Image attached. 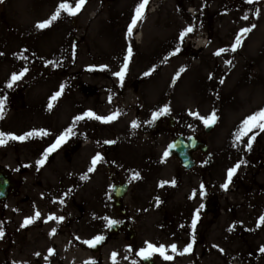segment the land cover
I'll return each instance as SVG.
<instances>
[{"label": "rangeland", "instance_id": "1", "mask_svg": "<svg viewBox=\"0 0 264 264\" xmlns=\"http://www.w3.org/2000/svg\"><path fill=\"white\" fill-rule=\"evenodd\" d=\"M61 2H0V98L7 97L0 131L49 132L0 146V165L15 172L17 165L27 167L33 158L37 161L64 132L62 125L72 127L74 142L85 130L90 134L94 125L101 143L115 141L109 150L100 146V206L111 203L114 182L129 184L123 203L134 202L138 196L136 203L145 204L163 179L171 195L163 201V215L179 230L178 264H264V223L258 226L264 215V131L253 129L239 142L234 135L247 116L264 108V0L251 4L246 0H149L131 37L127 30L140 0H86L76 15L62 12L49 27L37 29L35 25L49 19ZM67 2L75 7V0ZM189 7L196 16L188 13ZM253 24L256 27L242 38V45L231 51L241 28ZM189 26L193 31L181 42L179 33ZM129 46L133 54L121 86L113 73L120 70ZM178 46L181 51L170 55ZM221 48L227 51L215 55ZM25 68V75L8 88L11 75ZM181 68L185 70L173 82ZM58 91L60 96L51 100ZM164 105L170 112L161 117L162 138H146L131 127L133 121L146 126L152 113ZM89 110L99 116L119 115L111 121L113 127L87 116L73 125L75 112L81 116ZM213 111L218 119L209 134L201 120L189 115L208 116ZM177 133L196 135L209 147L206 154H195L196 165L190 171L164 155ZM253 136L249 150L247 142ZM238 163L225 190L221 185L227 170ZM136 172L139 179L132 178ZM172 181L177 184L174 190ZM36 196L30 190L24 204L42 203ZM205 196L216 199L213 212L203 213L200 208ZM193 235L192 250L180 254Z\"/></svg>", "mask_w": 264, "mask_h": 264}, {"label": "flooded vegetation", "instance_id": "2", "mask_svg": "<svg viewBox=\"0 0 264 264\" xmlns=\"http://www.w3.org/2000/svg\"><path fill=\"white\" fill-rule=\"evenodd\" d=\"M161 117L148 124L154 129L138 127V132L145 133L146 138H162ZM97 130L92 125L91 133L85 130L76 142L66 139L58 148L60 157L56 151L52 152L39 169L36 158L28 167L18 163L12 174L15 183L12 193L0 200V227L4 232L0 237V264H113V252L117 253V264H132L133 261L136 264H178L179 230L169 216L163 215V201H169L171 197L170 188L167 189L166 183L162 184L163 179L157 181L158 189L149 193V203H136L139 198L134 196L135 203L116 204L114 200V203L100 206L99 161L93 171H89L92 158L100 154ZM109 145L102 144L106 150L114 146ZM26 170L29 172L25 173ZM85 176L87 179H81ZM171 187L174 190L177 184ZM30 190L31 194L36 192L42 203L24 204L23 197ZM37 211L40 217L21 227L25 218L34 216ZM50 214L64 219L48 220ZM105 217L118 223L109 227ZM97 235L105 239L95 248L83 243ZM146 241L157 247L165 245L166 254L173 259L165 261L158 253L147 260L137 256L136 251L145 247ZM172 243L177 245V252L168 248ZM49 249L54 250L50 256ZM36 253L40 255L36 256ZM45 256H49L48 260Z\"/></svg>", "mask_w": 264, "mask_h": 264}, {"label": "snow or ice", "instance_id": "3", "mask_svg": "<svg viewBox=\"0 0 264 264\" xmlns=\"http://www.w3.org/2000/svg\"><path fill=\"white\" fill-rule=\"evenodd\" d=\"M0 2H2V0H0ZM86 0H75V7H73L70 3L67 2V0H62V2L58 5V7L56 8L55 12L50 16L49 19H46L44 21L38 22L35 27L37 29H44L49 27L54 21L58 20L61 16V13L64 12L69 16H74L76 15L81 7L85 4ZM247 3L251 4L254 2V0H246ZM149 3V0H140V3L137 4V6L135 7L134 10V15L131 19V23L128 26V30H127V36L131 37L133 34V28L134 26L137 24V22L139 20H142L144 18V11H145V7L146 5ZM243 19L247 20L248 17L247 15H245L243 17ZM256 27V25H251V27H245V28H241L240 32L236 35L235 37V41L234 43L231 45V51L235 52L237 50L238 47H240L242 45V38L249 32L252 31V29H254ZM193 31V27L189 26L185 29H183L180 33H179V40L181 42H183L185 36L189 33H191ZM181 51L180 47L178 46L174 52L170 53V55H176L177 53H179ZM225 51H227V49L221 48L219 49L215 55L219 56L222 53H224ZM132 48L131 46L128 47L127 49V55L124 57V63L122 64L121 68L119 71L113 73L114 76L118 77L119 80L121 81V86H122V82L125 78V73L127 72L128 69V64L130 61V58L132 56ZM3 53H0V56H2ZM167 59V57L165 58V60ZM226 63H231V61H225ZM185 69L181 68L177 73H176V77L173 78V82L175 81V79L177 77H179L180 73L183 72ZM27 72V69L25 68L23 71H21L19 74L13 73L11 75V79L10 82L6 85L8 88H11L13 86V83H15L16 81L20 80L25 73ZM149 72H145L144 75L147 76L149 75ZM223 80L220 81L221 84H223ZM63 90V85H61V91ZM61 92L58 91L57 93H55L52 97L51 100H56L59 96H60ZM7 97H3L0 98V119L3 118V112H4V108H5V103H6ZM49 109H51L52 107V103L50 102L48 105ZM170 112V107L168 105H164L163 107L159 108L157 111H154L152 113V120H150L148 123L151 124L153 121H155L156 119H158L161 116H164L166 114H168ZM119 115V113H116L114 115H109V116H99L96 115L95 113H93L92 111H87L85 112L83 115L81 116H76L74 118L73 121V125L75 124V122L80 121L82 119H84L85 116L89 117V118H93L96 119L98 121H101L103 123H108L111 122L113 120H115L117 118V116ZM189 115H192L196 118H198L199 120H201L205 126H209L210 124H214L216 122V120L218 119V117L216 116L215 111H213L212 113H210L208 116H201L199 115V113H193V112H189ZM131 127L133 129L139 127V124L136 121H133L131 124ZM253 129H259L260 131H264V108L258 110L257 112H254L253 114L247 116L242 123L240 124L238 130L236 131V133H234L236 141L239 142L242 137L247 136L248 133L252 132ZM75 133L73 132L72 127L66 129L62 134H60L54 143H52L48 148H46L43 151L42 157L36 161V165H37V169H39L40 166H42L45 161L47 160L48 156L56 151L65 141L66 139L70 136V135H74ZM49 132L44 130V129H39V130H32V131H28L25 132L22 135H16L13 133H5L0 131V146H4L7 144L8 141H24L28 138H32V137H45L48 136ZM255 139V137H250L248 139L247 142V149H251L252 147V142ZM104 143L106 144H112L115 143V141H105ZM235 146V145H234ZM165 156L168 155L167 152L164 153ZM102 159V157L100 156V154L98 153L96 156H94L92 158L91 164L92 167L89 168V171H93V169L95 168L96 164L98 161H100ZM240 167V164H236L234 167H231L227 170V180L224 184L221 185L222 188H224L225 190L228 188V184L231 182L233 175L237 172V169ZM133 179H139L140 178V174L138 172L134 173ZM81 179H87V177H81ZM163 183H167V182H162ZM172 183L174 184L175 181H172ZM203 185H201V193L200 195L203 196L204 192H203ZM159 203V201H157ZM61 203H63V201H61ZM204 207L203 204L200 205V208L202 209ZM199 212V209L197 210V213ZM40 213L37 211L35 213L34 216L32 217H27L25 218L23 224H21V227H25L29 224H31L35 219L40 217ZM48 220H55V221H62L64 219V217H56L55 215H49ZM105 219L108 220V225L109 227H111L112 225H115L118 223V221L116 220H111L108 219L107 217H105ZM199 219V215H194L193 220H192V224H191V228L193 229V231L196 228V223L197 220ZM259 223H264V215H262L261 217H259V222H258V226ZM56 232V229H52V233L54 234ZM4 235L3 232V228L0 227V237H2ZM105 237L102 235H97L92 239L89 240H85L83 241L84 244L88 245L89 247L95 248L98 244H100L102 241H104ZM195 241V237L193 235L192 238V242L187 243L186 247L183 249V252H181L180 254H184V253H188L192 250L193 247V243ZM145 247L140 248L138 251H136V255L147 260L150 257L153 256V254L158 253L165 261H170L173 259L172 256L167 255L166 251L167 248L165 245H160V246H156L151 242H145ZM215 247V245H214ZM168 248H170V250L172 252H177V245L175 243H172L171 245L168 246ZM129 252L132 251L131 247H129L128 249ZM222 251V250H221ZM261 252H264V248H261ZM49 256L52 255L54 253L53 249H49L48 250ZM36 256H39L40 253H36ZM49 256H45L44 259L48 260ZM116 257H117V253L113 252L111 254V259L113 264H117L116 262ZM125 259H127V257H125ZM132 264H136V261H133Z\"/></svg>", "mask_w": 264, "mask_h": 264}, {"label": "water", "instance_id": "4", "mask_svg": "<svg viewBox=\"0 0 264 264\" xmlns=\"http://www.w3.org/2000/svg\"><path fill=\"white\" fill-rule=\"evenodd\" d=\"M214 124H210L206 128V132H209ZM200 150L201 152H205L207 148L200 142L194 140L193 138H189L187 140L183 138H177L172 144L169 146V152L177 156L180 160L183 167L189 169L193 162L190 157V153L193 151Z\"/></svg>", "mask_w": 264, "mask_h": 264}, {"label": "bare ground", "instance_id": "5", "mask_svg": "<svg viewBox=\"0 0 264 264\" xmlns=\"http://www.w3.org/2000/svg\"><path fill=\"white\" fill-rule=\"evenodd\" d=\"M188 11H189V12H192V11L195 12V10H193L192 7H189ZM136 39H139V36H137ZM200 43H201V42H198V43H196V44H197L198 46H202Z\"/></svg>", "mask_w": 264, "mask_h": 264}]
</instances>
